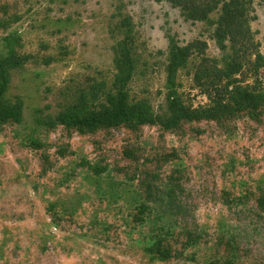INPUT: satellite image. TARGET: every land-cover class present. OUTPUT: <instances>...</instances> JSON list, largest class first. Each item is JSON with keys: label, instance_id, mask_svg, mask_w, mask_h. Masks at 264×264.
<instances>
[{"label": "rangeland", "instance_id": "1", "mask_svg": "<svg viewBox=\"0 0 264 264\" xmlns=\"http://www.w3.org/2000/svg\"><path fill=\"white\" fill-rule=\"evenodd\" d=\"M250 1L253 47L264 57V0ZM170 39L205 41L210 59L224 54L208 23L165 1L0 0V55L27 59L5 94L22 100V120L0 125V264H264V104L173 128L35 123L37 109L57 114L92 79L108 86L119 44L135 65L129 100L164 113ZM199 60L176 75L194 108L207 104L192 80ZM258 76L264 86L263 69ZM171 200L180 214L165 206ZM157 231H169L186 259L147 254ZM187 233L200 242L183 249Z\"/></svg>", "mask_w": 264, "mask_h": 264}, {"label": "trees", "instance_id": "2", "mask_svg": "<svg viewBox=\"0 0 264 264\" xmlns=\"http://www.w3.org/2000/svg\"><path fill=\"white\" fill-rule=\"evenodd\" d=\"M165 1L180 10L181 15L190 21L206 22L211 27V39L224 53L221 59L206 57L208 49L205 41H195L186 46L169 41L168 64L166 67V110L154 113L146 101L131 102L127 85L134 74L135 65L126 44L115 49V73L110 84L96 83L85 94L76 96L71 103L55 115L43 117L41 109L36 110L35 123L54 128L57 125L78 127L85 132H94L104 126L121 124H159L173 128L181 122L216 120L232 116L241 111H254L264 104V86L259 71L264 70V57L253 47L249 23L256 16L250 0H154ZM215 16L211 18V16ZM252 44V45H251ZM228 51V53H225ZM199 58L193 72V83L207 99V104L196 108L187 106L177 91L176 75L188 65L192 58ZM25 56L17 55L9 49L0 55V125L7 122L20 123L23 103L19 98L7 99L5 94L10 85V73L21 68ZM252 72L251 83L239 79L242 70ZM167 208L179 212L182 206L175 200L167 201ZM142 209L148 208L142 205ZM164 228V227H163ZM157 231L149 238L144 251L161 261L186 259L184 252L173 250V242L167 231L159 235ZM183 249L198 244L199 236L187 233L182 236ZM192 260V259H190Z\"/></svg>", "mask_w": 264, "mask_h": 264}]
</instances>
